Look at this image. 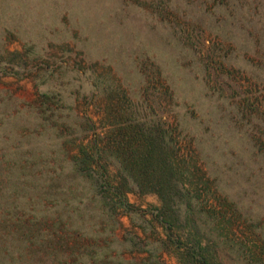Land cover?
I'll return each mask as SVG.
<instances>
[{"label":"rangeland","instance_id":"rangeland-1","mask_svg":"<svg viewBox=\"0 0 264 264\" xmlns=\"http://www.w3.org/2000/svg\"><path fill=\"white\" fill-rule=\"evenodd\" d=\"M218 1L0 0V228L15 207L40 220H29L30 229L57 235L34 244L37 264H53L67 252L63 240L91 223L138 247L165 239L155 193L132 184V211L117 208L115 219L100 221L95 182L66 161L90 136L81 133L87 137L74 143L79 116L105 140L132 112L147 123L175 124L177 116V154L192 169L188 181L200 188L207 182L211 196L227 194L245 216L236 214L228 231L233 247L218 241L222 262L264 264V154L250 140L264 141L261 23L253 11L214 7ZM39 85L62 89L65 120H41ZM238 105L249 108L244 121L236 118ZM102 164L111 182L118 180L113 161ZM75 196L83 198L79 206ZM159 248L164 264H179L173 247Z\"/></svg>","mask_w":264,"mask_h":264},{"label":"trees","instance_id":"trees-1","mask_svg":"<svg viewBox=\"0 0 264 264\" xmlns=\"http://www.w3.org/2000/svg\"><path fill=\"white\" fill-rule=\"evenodd\" d=\"M209 1L202 0V6L207 5ZM263 1L219 0L214 7L228 6L233 12L253 11V16L257 19L255 23H261L260 35L256 42L260 39L261 42L257 43L264 48ZM159 7L161 6L157 3L155 8L160 9ZM40 86H38V104L41 108L39 113L44 114L41 120L48 121L51 118L56 121L65 120L63 112L66 102L62 89L56 86L42 89ZM178 106L174 101L172 107L178 109ZM47 111L51 113L45 114ZM236 112V118L241 116L240 121H244L250 113L249 108H240L239 105ZM260 114L264 115V112ZM176 117L175 124L174 122L161 124L153 120H148L147 123L142 120L140 114L132 112L131 116L117 121L118 125L113 126L112 133L107 139L99 140L101 137L93 121L87 117L77 116L82 122H71L72 132L76 135L74 143L88 134L91 137L86 138L89 139L85 144L76 142L77 149L67 154L66 161L72 163V170L83 175L85 180L95 182L93 190L95 197L91 198H95L101 205L100 221L115 219L114 212L117 208L132 211V204L128 201L126 193L134 184L141 192L155 193L160 199L161 204L155 210L158 222L165 232V239L155 240L159 247H173L179 264H224L215 247L220 245L233 247L228 231L232 229L235 215L240 214L242 217L244 215L238 202L227 194L211 196L207 182L200 188L188 181L192 169H186L178 158L180 140L176 131L179 120ZM59 134L63 135L61 131ZM250 140L258 152L264 154V141L261 142L260 138H254L253 135ZM109 159L117 167L118 180L112 182L107 167L102 164ZM61 171L62 168L56 176H59ZM55 173L56 170L48 171L50 180L55 179ZM44 192L45 189L43 195ZM73 200L78 206L83 203L82 197L75 196ZM17 209L14 207L13 211L7 213L2 222L3 227L0 228V264H37L38 260L32 257L34 244L40 239L50 244V239H55L57 235L30 229L29 220L32 219L34 222L40 220L31 212L32 209H29L31 215L30 213L28 215L25 209L21 208L20 211ZM77 210L79 207H75L73 212ZM89 212L92 214L91 221L95 214L92 208ZM38 215H42V212ZM79 228L81 229L63 240L67 252L60 257L52 258L53 264H164L162 255L157 252L160 248L153 247L152 242L138 247L140 243H133L124 235L119 237L113 231L103 230L101 222L91 223L88 227L82 225ZM127 242H131L132 248H127ZM253 245L250 252L254 254L258 246ZM133 251L140 252V256L135 258L127 255Z\"/></svg>","mask_w":264,"mask_h":264}]
</instances>
